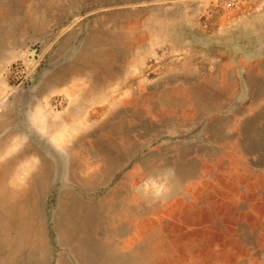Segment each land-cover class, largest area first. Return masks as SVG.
I'll use <instances>...</instances> for the list:
<instances>
[{"label":"rangeland","instance_id":"obj_1","mask_svg":"<svg viewBox=\"0 0 264 264\" xmlns=\"http://www.w3.org/2000/svg\"><path fill=\"white\" fill-rule=\"evenodd\" d=\"M0 264H264V0H0Z\"/></svg>","mask_w":264,"mask_h":264},{"label":"built area","instance_id":"obj_2","mask_svg":"<svg viewBox=\"0 0 264 264\" xmlns=\"http://www.w3.org/2000/svg\"><path fill=\"white\" fill-rule=\"evenodd\" d=\"M251 0H222V4L226 9H236L241 7L242 5L248 3ZM33 52H29V56H31ZM10 66V65H9ZM38 68H33L27 74L25 75L24 81L21 82L20 87L27 88L29 85H31L37 78L38 74ZM6 73H8V69L6 68ZM51 102L54 103V105H57L60 103L59 99L54 98L51 100Z\"/></svg>","mask_w":264,"mask_h":264},{"label":"crops","instance_id":"obj_3","mask_svg":"<svg viewBox=\"0 0 264 264\" xmlns=\"http://www.w3.org/2000/svg\"><path fill=\"white\" fill-rule=\"evenodd\" d=\"M19 53H17V54L23 55L22 51H20ZM45 70L43 72L44 74L41 75V77H40V81H39L38 85H40V84L42 86L46 85V87H47L48 83L52 84V85H51V89H49V90L47 89L46 91L44 90L46 87H43V89H42L43 91H41L42 92L41 96H47L46 94L51 93L53 91L62 92V93L69 92V89L71 88L69 81L66 80L65 82H63V84L62 83H56L55 79H54L55 76L52 75V73H53L52 70L47 69V68Z\"/></svg>","mask_w":264,"mask_h":264},{"label":"water","instance_id":"obj_4","mask_svg":"<svg viewBox=\"0 0 264 264\" xmlns=\"http://www.w3.org/2000/svg\"><path fill=\"white\" fill-rule=\"evenodd\" d=\"M51 67H52V66H51ZM47 69H51V68H49V67H48ZM45 71H46V70H45ZM37 77H38V76H37ZM31 85H33V83H32ZM31 85H29V86H31ZM34 86H35V85H34ZM29 88H30V87L23 88V90H27V91H28V90H29ZM31 88H32V87H31ZM31 88H30V89H31ZM43 145H46V144H45L44 142H43V143H40V146L42 147L41 149H43V148H44V147H43Z\"/></svg>","mask_w":264,"mask_h":264},{"label":"bare ground","instance_id":"obj_5","mask_svg":"<svg viewBox=\"0 0 264 264\" xmlns=\"http://www.w3.org/2000/svg\"><path fill=\"white\" fill-rule=\"evenodd\" d=\"M31 56H33V54H32ZM31 58H32V57H31ZM39 75H40V74L38 73L37 76H39Z\"/></svg>","mask_w":264,"mask_h":264}]
</instances>
